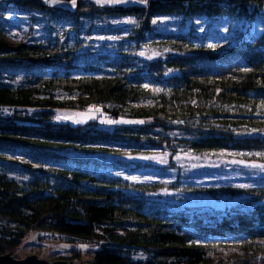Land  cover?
Listing matches in <instances>:
<instances>
[{
    "label": "trees",
    "instance_id": "obj_1",
    "mask_svg": "<svg viewBox=\"0 0 264 264\" xmlns=\"http://www.w3.org/2000/svg\"><path fill=\"white\" fill-rule=\"evenodd\" d=\"M133 2L77 0L71 11L49 0H0V12L37 13L69 29L68 43L13 44L0 35V107L14 110L0 119V256L50 232L91 244L66 250L69 257L52 252L57 261L87 255L89 264H264V187L247 190L256 203L249 211L181 210L148 199L164 189L159 183L117 173L122 157L178 145L195 154H264V33L209 47L191 34L156 41L151 26L164 17L247 18L264 13V0ZM97 18L135 21L127 45L94 51L82 31ZM151 39L158 51L147 58L140 53ZM94 106L109 118L144 123L108 129L97 121L55 122V109ZM198 191L216 199L214 189Z\"/></svg>",
    "mask_w": 264,
    "mask_h": 264
},
{
    "label": "rangeland",
    "instance_id": "obj_2",
    "mask_svg": "<svg viewBox=\"0 0 264 264\" xmlns=\"http://www.w3.org/2000/svg\"><path fill=\"white\" fill-rule=\"evenodd\" d=\"M96 3V0H90ZM133 0L128 3L119 4H99L105 6H125L133 4ZM58 6L67 10H75L71 2H57ZM98 4V3H97ZM126 19H106L97 18L91 21L87 29L85 24L82 33L87 36L89 44L94 51L115 52L120 46L127 45L125 36L132 30L135 23ZM156 21V23H153ZM153 35L162 38L164 35L191 34L196 42L205 44L239 45L250 42L252 38L264 33V13H251L247 18H181L164 17L153 19ZM227 29V31H225ZM68 31L66 25L54 24L48 16H41L32 12H0V35L10 43L22 41L44 42L59 39L60 42L68 43ZM123 31V35L119 32ZM87 34V35H86ZM130 36V35H129ZM115 37V39H113ZM72 38V37H70ZM155 40L148 41L147 48L142 51L148 58L149 54L158 51V47L153 44ZM20 74H17L19 76ZM0 111H10L9 107H0ZM55 122L60 125H70L72 127L83 126L90 122L97 121L105 128L112 129L115 125H132L141 123H127L124 118L112 119L102 112L99 107H92L86 110H76L69 108H59L54 110ZM58 117H60L58 119ZM108 121H120L119 123H108ZM241 133H263L247 132V128L240 127ZM174 136L180 137L179 134ZM178 144H182L179 143ZM150 153L125 156L121 159L125 166H120L119 173L124 179L133 183H159L164 189L151 193L148 199L157 205L167 208L185 209L193 207L208 206L221 210L249 211L256 203L251 202L246 192L251 188L264 187V169L253 165H264L262 157L258 155H239L229 152H211L195 154L184 146H174L173 150L149 151ZM164 154H167L164 156ZM163 156L166 162L160 159H148L146 157ZM136 177V179H131ZM246 185L247 187H241ZM214 189L216 199H210L200 193L199 189ZM232 188L236 190L232 194H224L220 189ZM198 189V190H197ZM40 241L34 235L24 239L20 249L16 253H9L13 259L25 260L26 257L35 256L38 260L53 264L57 260L49 257L52 252L60 251V255L69 257L72 254L66 252L71 248H81L86 245L88 249L90 242L78 240L76 238L65 237L50 232H42L38 235ZM37 236V237H38ZM67 245V247H63ZM4 256V255H3ZM87 256V255H86ZM80 262L64 261L68 264H89L87 257Z\"/></svg>",
    "mask_w": 264,
    "mask_h": 264
},
{
    "label": "snow or ice",
    "instance_id": "obj_3",
    "mask_svg": "<svg viewBox=\"0 0 264 264\" xmlns=\"http://www.w3.org/2000/svg\"><path fill=\"white\" fill-rule=\"evenodd\" d=\"M49 2L55 4L58 2V0H49ZM129 0H96V3L98 4H104V3H108V4H119V3H128ZM136 2L139 3H143L146 4L147 0H136ZM77 3V0H71V4L73 6H75ZM131 23H135V21H130ZM153 23H156V21H153ZM225 31H227V29H225ZM113 39H115V37H113ZM209 47H214L213 45H209ZM140 55H144V53H140ZM244 71H249V69H244ZM145 87H147V85H145ZM155 91H160V89H155ZM262 108H264V103H262L261 105ZM6 111V110H5ZM60 117H58L59 119ZM120 121H108V123H119ZM127 123H144V121H125ZM252 131H256V129H253ZM167 154H164V156H166ZM256 155H264V154H260L257 153ZM148 159H160L161 162H166V160H164L163 156H152V157H146ZM254 167H260L262 169H264V165H253ZM131 179H136V177H131ZM241 187H247L246 185H242ZM262 243H264V241H262ZM63 247H67V245H64ZM81 248H86V245H80Z\"/></svg>",
    "mask_w": 264,
    "mask_h": 264
},
{
    "label": "water",
    "instance_id": "obj_4",
    "mask_svg": "<svg viewBox=\"0 0 264 264\" xmlns=\"http://www.w3.org/2000/svg\"><path fill=\"white\" fill-rule=\"evenodd\" d=\"M0 264H50L42 260H38L35 256L26 257L25 260H16L9 255L0 256ZM53 264H68L64 261H58Z\"/></svg>",
    "mask_w": 264,
    "mask_h": 264
},
{
    "label": "built area",
    "instance_id": "obj_5",
    "mask_svg": "<svg viewBox=\"0 0 264 264\" xmlns=\"http://www.w3.org/2000/svg\"><path fill=\"white\" fill-rule=\"evenodd\" d=\"M0 110H2L0 108ZM14 115V110L11 108L10 111H0V119H10Z\"/></svg>",
    "mask_w": 264,
    "mask_h": 264
}]
</instances>
